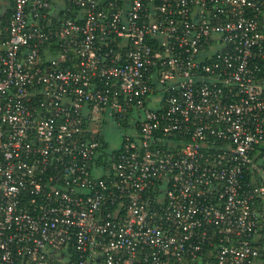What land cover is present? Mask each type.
<instances>
[{
    "label": "built area",
    "instance_id": "built-area-1",
    "mask_svg": "<svg viewBox=\"0 0 264 264\" xmlns=\"http://www.w3.org/2000/svg\"><path fill=\"white\" fill-rule=\"evenodd\" d=\"M0 264H264V0H0Z\"/></svg>",
    "mask_w": 264,
    "mask_h": 264
},
{
    "label": "rangeland",
    "instance_id": "rangeland-1",
    "mask_svg": "<svg viewBox=\"0 0 264 264\" xmlns=\"http://www.w3.org/2000/svg\"><path fill=\"white\" fill-rule=\"evenodd\" d=\"M126 132H129L127 128L112 123L104 127L105 138L112 148H117L122 144L123 134Z\"/></svg>",
    "mask_w": 264,
    "mask_h": 264
},
{
    "label": "trees",
    "instance_id": "trees-1",
    "mask_svg": "<svg viewBox=\"0 0 264 264\" xmlns=\"http://www.w3.org/2000/svg\"><path fill=\"white\" fill-rule=\"evenodd\" d=\"M10 12H11V11H10V9H9V10H8V14H10ZM123 127H124V128H127V125L124 124ZM103 139H104V138H103ZM105 141H106V140H105ZM106 146H107V149H108V147H109V142H108V141H106Z\"/></svg>",
    "mask_w": 264,
    "mask_h": 264
}]
</instances>
